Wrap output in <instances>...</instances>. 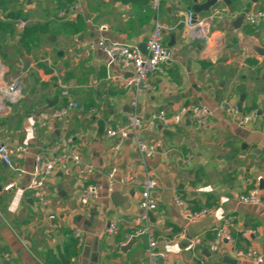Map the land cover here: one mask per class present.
Segmentation results:
<instances>
[{"label":"crops","instance_id":"0c3cea01","mask_svg":"<svg viewBox=\"0 0 264 264\" xmlns=\"http://www.w3.org/2000/svg\"><path fill=\"white\" fill-rule=\"evenodd\" d=\"M214 3L161 0L155 9L151 0H0V59L6 83L21 84L16 102L0 93V139L30 147L19 163L21 174L0 159V264H63L61 253L70 264H255L236 253L249 247L260 250L264 264V204L240 201L252 189L264 198L263 121L244 127L219 108L225 99L240 114L264 107V55L249 53L240 40L246 34L264 48V24L245 19L247 11L264 10V0L224 1L229 15L213 23L212 41L205 42L185 20L189 11L206 17ZM156 21L169 28L163 43L170 57L150 75L151 89H125L133 68L110 63L99 39L139 48ZM193 105L212 109L205 125L191 114L180 124L151 122L160 109L176 113ZM63 109V119L53 115ZM135 113L144 118L143 139L156 148L146 164L138 160L133 134L119 148L106 134L110 124H126ZM67 137L94 169L86 172L71 161L57 168L42 204L28 190L37 154ZM148 172L158 179V207L149 222L157 249L166 253L159 262L149 261L146 235L130 238L141 227L137 217L144 213L140 202ZM127 173L131 184L124 182ZM12 181L15 186L4 190ZM89 186L97 194L83 204ZM177 198L190 211L211 208L212 222L191 233ZM229 215L236 216L230 229L234 247L224 240L212 252L209 241ZM112 223L118 231L109 236ZM184 228L190 242L195 236L202 242L194 247L183 244L187 238L175 239ZM245 229L255 232L245 236Z\"/></svg>","mask_w":264,"mask_h":264},{"label":"built area","instance_id":"2783aa9c","mask_svg":"<svg viewBox=\"0 0 264 264\" xmlns=\"http://www.w3.org/2000/svg\"><path fill=\"white\" fill-rule=\"evenodd\" d=\"M161 0H151L153 8L157 9ZM226 0H215L213 8L209 15L204 18H198L196 14L189 11L187 14L185 23L186 26L193 30L199 38H202L205 42L212 41L211 26L217 20H221L223 17L229 15L228 10L222 7V4ZM231 2L232 0H227ZM78 6L73 5V9ZM225 11V12H224ZM64 11L59 12V16H64ZM245 19L248 24L254 26H260L264 24V10L257 9L247 11L245 13ZM22 26L25 22H21ZM102 30H106V26L101 27ZM168 26L160 21H156L155 28L147 40V54H143L137 46L128 45L125 43L111 42L105 38L99 39L100 48L107 54L111 62H117L124 70L133 68V75L123 82L125 89L135 88L138 92L149 90L152 88L150 82V75L156 71L161 70L162 65L169 59V49L164 45L163 39ZM7 67L0 59V93L4 98L16 102L21 96V84L20 80L16 79L13 82L6 83ZM74 107L77 104H73ZM219 108L231 116L234 120H237L241 126L248 127L256 123L260 118L263 124L260 128L261 134L264 136V107L258 110H251L244 114H240L237 107L233 105L228 99H225L219 104ZM187 114H191L197 125H205L208 122L209 117L212 114V109L206 105H193L184 106L176 113H170L166 109H160L157 112L151 114L152 123H161L164 126L172 124H180L183 117ZM58 119H63L67 115V110L63 109L53 114ZM144 118L135 113L128 117V121L123 125L110 124L106 130L108 137L116 138L118 143L116 148H119L125 140L133 134V138L136 141L137 148L140 152L138 160L146 164L147 160L152 157L156 148L154 145L148 143L142 137V125ZM44 125H48L47 122ZM30 147L26 144H10L0 139V159L5 162L13 172L23 173L24 170L19 166L20 161L29 153ZM71 161L86 172H92L94 167L92 164L84 162L80 154L79 146L74 141L73 137H67L64 140L56 141L46 148V150L37 154L36 164L31 173V179L28 186V190L31 195L38 199L40 203L45 204L48 195L47 181L49 177L55 172L57 168H67L68 162ZM116 170H112L109 174L111 179L110 189L113 184V177ZM126 184L133 182L132 174L127 173L124 177ZM15 182H9L4 186V190L9 191L15 186ZM158 186L157 176L151 172L147 173V177L143 184L141 192L140 207L144 213L137 217V222L141 224L136 233L130 236L146 235L148 237V249L147 256L149 261L159 262L166 258V253L157 249V242L152 232V227L149 222V213L157 209L158 202L153 195V191ZM97 194V188L95 186H89L81 196L83 204H87L90 199ZM240 201L246 204H264V198L262 197L258 189H252L248 193L240 196ZM176 204L181 207V215L188 224L198 223L213 212L211 208H203L199 211H190L184 207V202L180 199H176ZM236 216L229 215L225 217L222 223L215 228L214 238L209 241V247L212 252L218 251L221 243L225 240L234 247V239L230 234V229L235 222ZM118 231L116 223H112L107 228V234L112 236ZM254 229H245L244 235L247 236L250 233H254ZM188 230L183 229L180 232H176L175 239H189ZM75 237H79L78 232H74ZM202 242L200 236L191 238V243L196 247ZM239 257L246 258L255 264L263 262V256L260 250L249 247L246 250H237Z\"/></svg>","mask_w":264,"mask_h":264},{"label":"water","instance_id":"95a60500","mask_svg":"<svg viewBox=\"0 0 264 264\" xmlns=\"http://www.w3.org/2000/svg\"><path fill=\"white\" fill-rule=\"evenodd\" d=\"M214 2H215V0H209V4H213ZM240 21H241V19L238 22H240ZM172 38L174 39L173 35H172ZM240 40H241L242 47H245L246 49H248L249 53L255 52L259 55H264V48L257 42V40L253 39L250 36H247L246 34H244V36H242L240 38ZM146 46H147V43H142L139 45V49L141 50V52L143 54H147ZM26 65H27V62H26ZM113 195L116 196L117 193L112 194V198H113ZM211 222H212V220L210 218L209 219L206 218V219H204L198 223H195V224H188V223H186V224H187V228L189 229V231L191 233H198L203 228L208 226ZM185 243L191 244L189 239L183 241V244H185ZM127 246H130V243L127 244ZM60 257L62 259L63 264H70V262L63 256L62 253L60 254Z\"/></svg>","mask_w":264,"mask_h":264}]
</instances>
